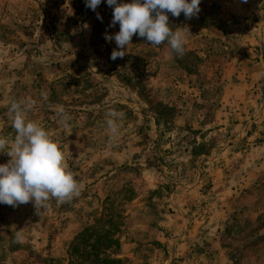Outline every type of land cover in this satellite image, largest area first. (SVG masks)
<instances>
[{
  "label": "rangeland",
  "instance_id": "1",
  "mask_svg": "<svg viewBox=\"0 0 264 264\" xmlns=\"http://www.w3.org/2000/svg\"><path fill=\"white\" fill-rule=\"evenodd\" d=\"M200 9L191 20L168 13L190 31L182 57L134 35L113 61L107 0L96 11L85 0H0V136L16 135L12 100L36 101L27 119L82 184L39 214L32 202L0 204V264H94L82 253L100 230L119 243L100 258L123 264H264V0ZM109 109L124 113L115 137ZM79 234L89 243L76 252Z\"/></svg>",
  "mask_w": 264,
  "mask_h": 264
},
{
  "label": "clouds",
  "instance_id": "2",
  "mask_svg": "<svg viewBox=\"0 0 264 264\" xmlns=\"http://www.w3.org/2000/svg\"><path fill=\"white\" fill-rule=\"evenodd\" d=\"M102 0H85L86 7L96 11ZM246 2V0H245ZM201 0H131V3H119L107 0L113 7L110 27L119 24L115 35L105 33V39L115 41L117 49L110 59H122L127 54V46L132 44L133 36L145 39L149 44L159 46L167 42L177 56L185 53V44L189 29L187 27H170L168 13L173 17L184 14L185 19L198 17ZM97 18L102 20L99 13ZM44 100L47 93H41ZM36 101L12 100L7 117L15 130V137L0 136V153L10 157L0 164V204L17 207L32 202L39 214V209L47 207V201L55 199L58 204L71 201L81 194L82 184L69 170L65 154L50 134L36 121L27 119V113L33 109ZM57 115L60 123L67 129L72 117L63 106H58ZM110 135L118 134V121L124 113L115 109L106 112ZM15 240L22 242V235L17 232Z\"/></svg>",
  "mask_w": 264,
  "mask_h": 264
},
{
  "label": "trees",
  "instance_id": "3",
  "mask_svg": "<svg viewBox=\"0 0 264 264\" xmlns=\"http://www.w3.org/2000/svg\"><path fill=\"white\" fill-rule=\"evenodd\" d=\"M94 238V242L90 244V246L92 247V252H86L84 254L82 253V257L86 255L88 257L93 256L95 261L94 264H123V261L121 259H111L106 254L103 258H100V254L107 253V251H109L111 247L115 245L118 246L119 244L109 230L97 231L94 235ZM83 243H89V241L85 239V235L79 234L76 242L74 243V250L76 252H79L81 250L80 247ZM88 246L89 245H86L85 248H87Z\"/></svg>",
  "mask_w": 264,
  "mask_h": 264
}]
</instances>
